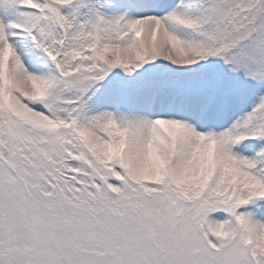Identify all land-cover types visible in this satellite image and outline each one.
<instances>
[{
    "label": "snow or ice",
    "instance_id": "snow-or-ice-1",
    "mask_svg": "<svg viewBox=\"0 0 264 264\" xmlns=\"http://www.w3.org/2000/svg\"><path fill=\"white\" fill-rule=\"evenodd\" d=\"M0 264H264V0H0Z\"/></svg>",
    "mask_w": 264,
    "mask_h": 264
}]
</instances>
